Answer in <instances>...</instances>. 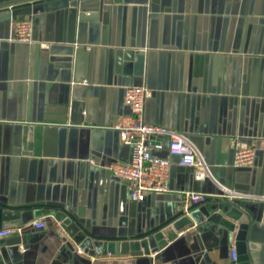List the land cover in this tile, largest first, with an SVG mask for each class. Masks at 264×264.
Returning <instances> with one entry per match:
<instances>
[{"label":"crops","instance_id":"0c3cea01","mask_svg":"<svg viewBox=\"0 0 264 264\" xmlns=\"http://www.w3.org/2000/svg\"><path fill=\"white\" fill-rule=\"evenodd\" d=\"M32 19L34 44L12 41L16 22L0 23V230H13L0 264H231L235 244L207 206L221 185L238 197L223 199L264 214V0H80ZM119 48L146 53L143 77L116 73ZM129 85L152 91L145 121L188 137L216 182L174 158L170 192L130 199L109 170L132 160L114 129ZM234 137L255 144L253 166L232 168ZM163 142L153 153L168 158ZM187 192L209 200L186 215ZM183 215L193 225L164 249L125 251ZM93 240L116 244L103 252Z\"/></svg>","mask_w":264,"mask_h":264},{"label":"built area","instance_id":"2783aa9c","mask_svg":"<svg viewBox=\"0 0 264 264\" xmlns=\"http://www.w3.org/2000/svg\"><path fill=\"white\" fill-rule=\"evenodd\" d=\"M34 23L31 17L16 21L15 36L12 41L34 44ZM47 48L48 45L41 44ZM152 97V91L145 85L127 86L124 93V103L129 113L118 122L114 129L118 131L120 142L132 148V160L129 163H114L110 166L111 174L129 187V197L132 201L143 202L149 194H162L170 192V174L178 158L177 165L195 170V179L215 181L210 166L204 157L192 145L190 139L166 127L148 124L145 121V108L147 101ZM4 121L0 118V123ZM169 137L171 145L168 148L169 157L161 158L154 155L155 150H163L166 146L164 138ZM230 149L233 152L234 169L253 166L256 159V146L240 137L230 140ZM216 182V181H215ZM223 191L222 197L233 200L237 196L232 190L219 185ZM209 196L203 193L187 192L183 195L186 215L194 207L207 203ZM41 230L45 227V219L34 224ZM13 230L6 228L0 230V240L10 237ZM82 254V250H78ZM232 258L236 260V249L232 250ZM151 264H159L153 260Z\"/></svg>","mask_w":264,"mask_h":264},{"label":"water","instance_id":"95a60500","mask_svg":"<svg viewBox=\"0 0 264 264\" xmlns=\"http://www.w3.org/2000/svg\"><path fill=\"white\" fill-rule=\"evenodd\" d=\"M79 2L80 0H0V23L16 22L18 19L26 17L32 18V16L43 12L69 7L77 8ZM114 2L120 4L123 0H114ZM69 61L72 63V60ZM145 63L146 53L143 50L119 48L116 51L115 66L118 74L143 77ZM165 140H167V146L170 147V138L167 137ZM207 208L209 216L217 215L214 217L215 221H219V224L226 230L230 242L235 244L237 258L231 264H264V214L262 216L260 210L245 208L222 197L208 204ZM54 217L71 237H74L78 242L84 241V228L66 211L55 209ZM192 225L191 218L183 215L182 218L153 234H149L146 238L127 242L124 245L125 251H142L146 255H151L152 246L164 249L177 238L179 232ZM93 241L96 249H102L103 252L108 251L109 244L111 245L109 251L112 249V245L116 244V242L107 243L108 241L105 240Z\"/></svg>","mask_w":264,"mask_h":264}]
</instances>
